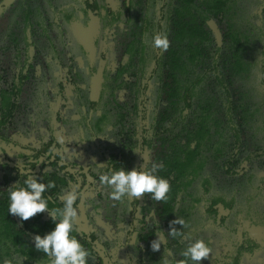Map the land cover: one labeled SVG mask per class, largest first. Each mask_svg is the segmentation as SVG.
Wrapping results in <instances>:
<instances>
[{"label":"trees","instance_id":"1","mask_svg":"<svg viewBox=\"0 0 264 264\" xmlns=\"http://www.w3.org/2000/svg\"><path fill=\"white\" fill-rule=\"evenodd\" d=\"M6 9L9 15L0 16V143L6 149L21 135L31 99L34 119L51 116L48 104L35 99L43 79L49 80L46 72L36 74V66L46 70L75 49L85 61L72 79L79 115L59 121L68 137L78 134L97 145L102 161L71 162L55 138L31 153L19 152V163L0 146V244L11 241L22 249L16 264H42L33 237L53 228L47 212L24 222L7 214L6 189L20 179L16 169L24 164L55 182L53 201L79 187L82 226L77 219L75 226L88 238L86 246L96 240L89 264L114 263L110 244L87 227L88 203L105 231L124 232L125 251L129 258L137 253L139 264L180 258L188 241L167 236L178 216L190 219L193 239L201 237L213 249L201 264H264V0H0V14ZM158 32L168 36L167 51L153 47ZM100 40L113 41L112 61L107 46L97 55ZM62 91L60 82L58 95ZM100 138H107L104 145ZM49 148L56 151L48 162L28 163ZM152 159L164 162L160 174L170 179L166 203L150 194L109 199L100 174L144 169ZM92 186L95 193L85 200ZM157 230L161 247L154 252ZM4 253L10 254L0 248Z\"/></svg>","mask_w":264,"mask_h":264},{"label":"clouds","instance_id":"2","mask_svg":"<svg viewBox=\"0 0 264 264\" xmlns=\"http://www.w3.org/2000/svg\"><path fill=\"white\" fill-rule=\"evenodd\" d=\"M153 47L161 51H167L170 42L166 33H156L152 37ZM56 150L49 148L46 154H42L38 159L29 161L36 166L47 158L52 157ZM136 151V150H134ZM63 164V161H59ZM165 170V164L161 160L152 159L147 168L125 170L109 168L100 174L98 179L101 186L110 189L109 199L122 202L126 197L132 199L140 198L144 194H150V199L156 202L166 203L171 192L170 179L160 173ZM16 172L20 179L9 186L7 191V214L16 216L21 222L28 221L37 214L47 212L53 228L43 235L37 234L33 237L34 249L44 254L42 264H89V257L92 256V244L86 246L88 240L82 233H78L75 221L78 217V206L81 203L82 192L79 187H74L72 191L63 196L57 197L56 201L50 191L56 187L53 180L45 181L42 175H35L31 167L25 164L18 166ZM75 185V184H74ZM45 193H49L46 195ZM58 205V206H57ZM115 206V205H114ZM179 225L178 229L175 227ZM191 227L190 219L186 220L178 216L169 224L168 237L174 241L177 238L187 240L183 250L179 253V259L175 264H201L208 260L213 252L212 247L201 237L193 239L191 233L187 231ZM159 230L156 231V239L151 242L152 251H159L161 240ZM11 246V249L9 248ZM0 248L8 249L9 253L0 254V264H16L14 257H24L21 248H17L11 241H4ZM162 264H168L164 259Z\"/></svg>","mask_w":264,"mask_h":264},{"label":"rangeland","instance_id":"3","mask_svg":"<svg viewBox=\"0 0 264 264\" xmlns=\"http://www.w3.org/2000/svg\"><path fill=\"white\" fill-rule=\"evenodd\" d=\"M8 15V9L3 10V12L0 14L2 18H6ZM71 34V30H66L64 32V39L70 40ZM0 35H2V37L0 36L1 47L5 44V40L3 39L5 38V35L2 32ZM104 41L105 40H100L97 48V55L99 56L101 50L107 46V49L110 51V54L108 55L109 61H112L113 59H111V54L115 50L114 43L111 40L108 43ZM67 45H69V42ZM41 51H43V48H41ZM69 57H73L75 61L73 62ZM84 66L85 61L83 56H81V54H79V52L75 49H70V51L68 50L66 56L64 55L61 60H56L53 62V64H49L46 70L42 71L40 64H37L36 74L40 75L42 72L41 76H44V72H46L48 74L49 80L45 82L43 79V84L37 89L38 93L35 95V99L39 101L40 98L44 103L48 104V111L51 114V116L48 117L50 121H48V119L42 120L40 115L35 119L33 118L36 114L32 115V112L36 109V106H34L35 102L31 99L30 104L33 105L29 110H27L29 111V114L27 116L26 111L21 122L19 123L21 135L16 138L14 136L12 138L11 144H7L8 147H6V149L4 144L0 143V146L3 145V149L5 150V154L8 159L19 163L22 161L18 158L19 152L31 153V149H38L43 143L48 142L51 138H55L58 143L62 145L65 154L71 162H76L82 165H102L100 149L96 147L97 145H89L88 142H82V136H79L78 134H72L68 137L67 127L65 126L66 124L62 121H59V119L75 120L79 115L78 107L76 105L79 92L77 91V84H75L72 79L74 78L73 72L76 71L75 68H81L80 70H82L84 69ZM110 67H112V65H110L109 68ZM60 82L62 83L63 91L60 95H58V83ZM88 82L87 78L85 81L84 76L83 84L80 85L85 87V83L88 84ZM44 85L48 86L45 87L47 88L50 95L45 93V87L43 88ZM34 113H36V111H34ZM64 135L66 137H64ZM105 139L107 138H100L99 144L104 145V143H106ZM93 187L94 186H92L84 194L85 200L95 193ZM84 213L88 216V219L86 220L88 229L96 232L100 237L105 238V241L110 244L108 255L110 256L112 263L130 264L131 262V264H139L137 253L131 254L132 258H129L127 252L125 251L123 246L125 235L123 231H112L114 232L113 235L109 230L105 231V225L102 221L101 215L99 212L93 209L92 203H88L84 207ZM145 221L148 223L151 222L149 219ZM77 223H80V226H82V221L80 219H77ZM136 226L139 227L140 223L136 222ZM114 235H116V238H114Z\"/></svg>","mask_w":264,"mask_h":264},{"label":"built area","instance_id":"4","mask_svg":"<svg viewBox=\"0 0 264 264\" xmlns=\"http://www.w3.org/2000/svg\"><path fill=\"white\" fill-rule=\"evenodd\" d=\"M64 137H65V135H64Z\"/></svg>","mask_w":264,"mask_h":264}]
</instances>
